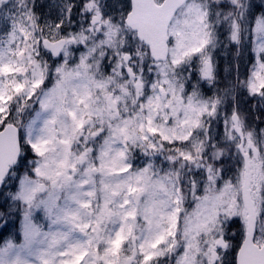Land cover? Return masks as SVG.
<instances>
[{"label":"snow or ice","instance_id":"snow-or-ice-1","mask_svg":"<svg viewBox=\"0 0 264 264\" xmlns=\"http://www.w3.org/2000/svg\"><path fill=\"white\" fill-rule=\"evenodd\" d=\"M0 264H264V0H0Z\"/></svg>","mask_w":264,"mask_h":264}]
</instances>
